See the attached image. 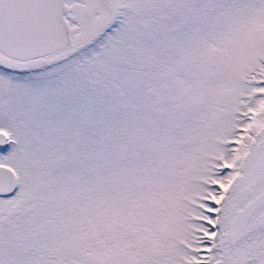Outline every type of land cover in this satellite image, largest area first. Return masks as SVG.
<instances>
[{
  "label": "snow or ice",
  "instance_id": "6c2138e0",
  "mask_svg": "<svg viewBox=\"0 0 264 264\" xmlns=\"http://www.w3.org/2000/svg\"><path fill=\"white\" fill-rule=\"evenodd\" d=\"M0 264H264V0H0Z\"/></svg>",
  "mask_w": 264,
  "mask_h": 264
}]
</instances>
